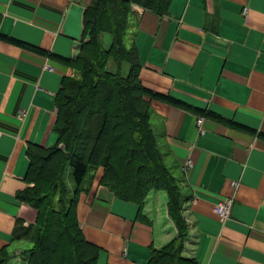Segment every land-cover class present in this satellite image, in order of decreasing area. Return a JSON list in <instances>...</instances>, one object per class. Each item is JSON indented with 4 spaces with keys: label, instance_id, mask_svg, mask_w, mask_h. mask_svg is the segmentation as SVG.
<instances>
[{
    "label": "crops",
    "instance_id": "1",
    "mask_svg": "<svg viewBox=\"0 0 264 264\" xmlns=\"http://www.w3.org/2000/svg\"><path fill=\"white\" fill-rule=\"evenodd\" d=\"M94 1L0 0V33L45 53L0 38V257L5 252L7 264H27L32 244L16 239L20 225L37 219L18 198L30 187L27 149L57 141V95L72 75L62 59L78 56ZM132 8L126 45L138 51L143 86L240 126L151 100L166 163L182 179L185 255L199 264H264V0H172L166 15ZM103 173L88 178L77 207L84 236L99 248L97 264H148L153 249L178 235L167 194L152 191L142 219L138 204L100 184ZM228 199L232 215L222 221L214 209Z\"/></svg>",
    "mask_w": 264,
    "mask_h": 264
},
{
    "label": "trees",
    "instance_id": "2",
    "mask_svg": "<svg viewBox=\"0 0 264 264\" xmlns=\"http://www.w3.org/2000/svg\"><path fill=\"white\" fill-rule=\"evenodd\" d=\"M172 0H95L84 16V39L75 59H62L72 70L57 95L55 144L29 145L30 187L18 198L37 211L34 225H20L16 239L32 245L27 264H97L99 248L83 234L77 215L88 178L103 168L100 184L119 199L140 206L152 191H164L168 213L178 235L161 249H153L148 264H199L185 255L189 225L183 214L185 196L175 167L152 124L151 100L194 110L240 129L211 113L148 90L140 80L137 49L126 45L134 6L168 13ZM2 16L0 15V23ZM104 35L110 37L104 44ZM0 38L9 39L0 33ZM36 52L38 48L9 39ZM261 136V135H260ZM264 137V136H261ZM4 252L0 264H7Z\"/></svg>",
    "mask_w": 264,
    "mask_h": 264
},
{
    "label": "built area",
    "instance_id": "3",
    "mask_svg": "<svg viewBox=\"0 0 264 264\" xmlns=\"http://www.w3.org/2000/svg\"><path fill=\"white\" fill-rule=\"evenodd\" d=\"M202 120L199 121L201 123ZM3 136V132L0 130V138ZM190 165V163H189ZM234 201L232 199H228L224 202L218 203L215 206V213L220 217L222 221H227L231 218L232 210H233Z\"/></svg>",
    "mask_w": 264,
    "mask_h": 264
},
{
    "label": "rangeland",
    "instance_id": "4",
    "mask_svg": "<svg viewBox=\"0 0 264 264\" xmlns=\"http://www.w3.org/2000/svg\"><path fill=\"white\" fill-rule=\"evenodd\" d=\"M105 37H106V39L104 40L105 41V43L104 44H108V41H110V38H109V36L108 35H105Z\"/></svg>",
    "mask_w": 264,
    "mask_h": 264
}]
</instances>
